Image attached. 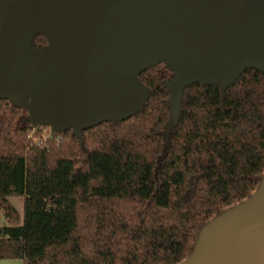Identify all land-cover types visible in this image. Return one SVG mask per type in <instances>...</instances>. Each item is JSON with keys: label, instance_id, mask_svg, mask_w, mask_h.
I'll return each instance as SVG.
<instances>
[{"label": "trees", "instance_id": "16d2710c", "mask_svg": "<svg viewBox=\"0 0 264 264\" xmlns=\"http://www.w3.org/2000/svg\"><path fill=\"white\" fill-rule=\"evenodd\" d=\"M174 76L163 64L142 72L145 107L80 140L69 131L34 144L26 111L0 101V260L179 264L211 219L257 189L264 74L246 70L225 91L185 89L167 140ZM11 197L23 198L22 220Z\"/></svg>", "mask_w": 264, "mask_h": 264}, {"label": "water", "instance_id": "95a60500", "mask_svg": "<svg viewBox=\"0 0 264 264\" xmlns=\"http://www.w3.org/2000/svg\"><path fill=\"white\" fill-rule=\"evenodd\" d=\"M47 40L34 48L35 37ZM163 64L171 118L202 85L226 90L264 74V0H0V101L32 127L81 134L147 104L139 75ZM179 264H264V172L242 202L211 219Z\"/></svg>", "mask_w": 264, "mask_h": 264}, {"label": "rangeland", "instance_id": "374dc122", "mask_svg": "<svg viewBox=\"0 0 264 264\" xmlns=\"http://www.w3.org/2000/svg\"><path fill=\"white\" fill-rule=\"evenodd\" d=\"M32 143L40 144L47 139H52L54 136L59 137L63 134H55L48 127H36L30 133ZM11 205L18 211L20 219H23V198L22 197H11L9 198ZM7 221L0 215V228L7 227ZM0 264H23L21 260H0Z\"/></svg>", "mask_w": 264, "mask_h": 264}]
</instances>
